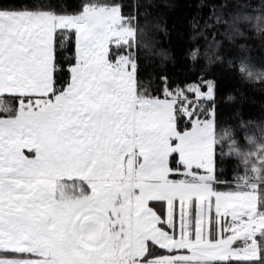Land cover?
Instances as JSON below:
<instances>
[{
  "label": "snow or ice",
  "instance_id": "6c2138e0",
  "mask_svg": "<svg viewBox=\"0 0 264 264\" xmlns=\"http://www.w3.org/2000/svg\"><path fill=\"white\" fill-rule=\"evenodd\" d=\"M260 11L244 19L264 35ZM137 16L123 0H0V264H264V135L240 150L206 74L142 75ZM209 19L240 32L239 16Z\"/></svg>",
  "mask_w": 264,
  "mask_h": 264
},
{
  "label": "trees",
  "instance_id": "16d2710c",
  "mask_svg": "<svg viewBox=\"0 0 264 264\" xmlns=\"http://www.w3.org/2000/svg\"><path fill=\"white\" fill-rule=\"evenodd\" d=\"M48 2V0H45ZM54 4L74 5L77 0H52ZM136 5L137 19L144 29L138 48L142 75L166 73L179 82L206 74L215 81L217 117L223 128L230 127L241 151H247V137L258 140L264 135V84L249 81L236 70L240 57L257 69H264V35L257 33L246 16L261 15L264 0H123ZM224 19L239 16L240 32L216 27L213 14ZM207 21V24L205 23ZM193 22L196 27L193 28ZM198 50L195 59L192 52ZM214 53V55H213ZM233 66H229L228 60ZM0 103L11 104L9 97ZM219 130V129H218ZM220 146H218V149ZM230 144L224 140L222 179L232 180L242 169L239 157L228 155Z\"/></svg>",
  "mask_w": 264,
  "mask_h": 264
}]
</instances>
